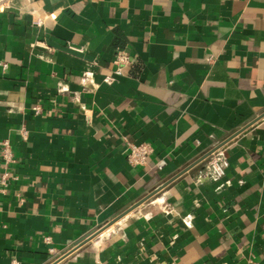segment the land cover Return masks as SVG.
I'll return each instance as SVG.
<instances>
[{
    "label": "crops",
    "instance_id": "1",
    "mask_svg": "<svg viewBox=\"0 0 264 264\" xmlns=\"http://www.w3.org/2000/svg\"><path fill=\"white\" fill-rule=\"evenodd\" d=\"M0 264H264V0H0Z\"/></svg>",
    "mask_w": 264,
    "mask_h": 264
},
{
    "label": "built area",
    "instance_id": "2",
    "mask_svg": "<svg viewBox=\"0 0 264 264\" xmlns=\"http://www.w3.org/2000/svg\"><path fill=\"white\" fill-rule=\"evenodd\" d=\"M115 65V72L118 74H121L123 72V68L130 62V57L128 53L124 50H119L113 60ZM35 112H40L41 108L40 106H34L33 107ZM27 130L26 128L21 129L22 136H27ZM154 151L153 146L149 142H141V143H129V153H128V160L133 165H139V164H146L148 157L152 152ZM1 156L3 160V174L1 176L2 182L6 183L5 181L8 179L10 175L9 166L12 162H14V154L13 150L11 148V144L8 140H5L2 143L1 148ZM209 165L211 170L220 178L224 177L226 175V165L223 161V158L218 155L214 154L212 155ZM158 166L161 168L163 166V163L160 162ZM50 237H46V240H50Z\"/></svg>",
    "mask_w": 264,
    "mask_h": 264
},
{
    "label": "water",
    "instance_id": "3",
    "mask_svg": "<svg viewBox=\"0 0 264 264\" xmlns=\"http://www.w3.org/2000/svg\"><path fill=\"white\" fill-rule=\"evenodd\" d=\"M143 201H144V200H143ZM140 202H142V201H140ZM140 202L137 203L135 206H137L138 204H140ZM119 218H120V217H119ZM117 219H118V218H117ZM117 219H116V220H117ZM116 220H114V221H116ZM114 221H113V222H114ZM113 222H111L110 224H112ZM93 236H94V234H93ZM93 236H91V238H92Z\"/></svg>",
    "mask_w": 264,
    "mask_h": 264
}]
</instances>
